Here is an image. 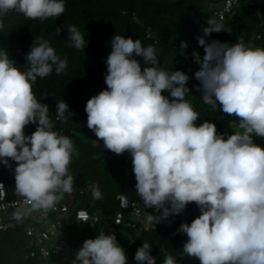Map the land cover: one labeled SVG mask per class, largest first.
Masks as SVG:
<instances>
[{
    "label": "clouds",
    "instance_id": "obj_1",
    "mask_svg": "<svg viewBox=\"0 0 264 264\" xmlns=\"http://www.w3.org/2000/svg\"><path fill=\"white\" fill-rule=\"evenodd\" d=\"M65 11V0H0V31L9 12L44 22ZM208 25L196 37L204 55L191 53L199 65L194 73L197 91L203 103L236 118L233 134L218 133L209 120L197 125L199 113L185 99L189 76L161 65L153 45L116 33L106 59V88L86 102L87 127L103 148L130 154L136 193L145 209L161 213L146 212V224L181 215L190 203L197 206L200 214L177 228V234L187 236L183 255L200 264H264V148L253 142V136L264 137V48L242 39L207 41L213 32L226 30L214 20ZM62 29H67L66 42L84 51L88 41L78 27L64 23L55 35ZM188 47L180 42L182 54L187 55ZM136 57L143 59V68ZM67 59L48 39L35 36L21 71L0 47V164L12 170L10 161L15 163V191L30 205L14 213L18 221L32 211L53 209L74 191L69 169L78 156L75 142L54 130L48 104L33 90L38 78L53 71L62 74ZM68 115L72 113L63 99L57 103L56 119L66 121ZM33 124L35 130L25 134ZM92 197L102 199L98 185ZM78 217L88 223L85 212ZM151 250L144 241L135 252V264H156ZM71 264H128V257L115 233L101 230L75 251ZM163 264L178 262L166 254Z\"/></svg>",
    "mask_w": 264,
    "mask_h": 264
},
{
    "label": "trees",
    "instance_id": "obj_2",
    "mask_svg": "<svg viewBox=\"0 0 264 264\" xmlns=\"http://www.w3.org/2000/svg\"><path fill=\"white\" fill-rule=\"evenodd\" d=\"M221 1L65 0L66 11L56 20H29L16 12H9L3 17L5 29L0 31V47L8 50L9 58L21 71L23 67H27L24 65V55L29 51L35 36L48 39L61 58H68V66L62 74L58 75L53 71L44 79L38 78L33 90L38 100L48 104L54 130H62L63 135L75 142L78 156L73 157L69 170L76 184L82 182L85 185L83 193L78 191L74 195H64L72 209H85L101 215L103 225L112 223L114 215L119 212V194L145 208L135 190L136 180L131 170L129 153L117 155L107 150L110 154L107 157L103 151V142H97L94 133L87 127L86 102L106 88V59L111 52L110 41L115 33L140 39L144 46L153 45L158 50L161 65L169 71L182 70L189 76L187 87L190 93L185 99L199 113L200 118L195 122L197 125L209 120L216 124L218 130L234 119L222 111L214 110L200 99L201 93L197 91L199 81L194 76L199 68L195 67L191 56L193 51H198L201 57L204 55L203 47L196 40L198 35H203L204 10L209 3ZM261 8L264 10L263 6ZM258 9L260 7L257 6L239 9L237 20L241 23L240 31L247 33V36L241 37L245 44L264 48V18L258 15ZM194 17L198 22L194 21ZM64 23L77 26L85 35L88 44L84 51L77 50L66 42L67 29H62L58 36L55 35V28ZM148 32L152 34V38L147 37ZM257 35H261V38L256 39ZM223 37L222 32H213L205 39L221 40ZM234 39L237 42L239 38ZM181 41H186L189 45L187 55L180 50ZM136 59L143 68V59ZM63 99L72 115H68L66 121H59L56 119L57 103ZM35 127L34 124L27 126L25 134L30 135ZM231 134L233 133L227 135ZM257 145L264 148V137L259 139ZM10 163L13 165L12 170L0 164V182L5 183L12 192L15 188V163ZM97 185L102 192V199L94 200L92 190ZM145 210L155 215L161 214L155 209ZM199 214L197 206L190 203L181 215L169 217L168 221L156 224V228L146 229L140 224L135 228L120 227L115 235L127 254L128 264H135V252L144 241L152 246L151 254L156 257V264H163L166 254L176 257L178 264H200L198 259L183 255L182 248L187 236L177 234L180 223H190ZM66 225L74 231V235L69 238V245L77 250L86 239H94L101 231L81 227L73 217L66 220ZM24 243L22 229L0 233V264H48L42 258L25 259Z\"/></svg>",
    "mask_w": 264,
    "mask_h": 264
},
{
    "label": "built area",
    "instance_id": "obj_3",
    "mask_svg": "<svg viewBox=\"0 0 264 264\" xmlns=\"http://www.w3.org/2000/svg\"><path fill=\"white\" fill-rule=\"evenodd\" d=\"M256 5L264 6V0H222L219 3H209L206 7L209 15L214 21L226 28V30L221 31L224 37L219 41L235 43L236 40L234 38L241 39V37L247 36L246 32H241L239 29L241 23L237 20L238 10ZM147 37L152 38L153 36L148 32ZM260 38L261 35H257L256 39ZM249 46L255 47L251 44ZM194 65L199 68V65L195 63ZM236 125L238 126V123L234 117L229 125L223 124L218 129V133L227 136L228 133H233L234 129L238 128ZM260 138L253 136V142L257 144ZM103 151L107 157H110L107 149L103 148ZM129 159L132 160L130 154ZM0 183L4 184V189L0 192V233L22 229L25 238L24 258L27 260L42 258L48 264H71L77 249L69 245V238L74 235V231L66 225V220L72 217L81 227L100 229L107 233L116 234L120 227L135 228L139 224L146 229L156 228L154 223L151 225L145 223V214L147 212L145 208L138 202L130 201L123 194L118 195L120 210L114 215L112 223L101 225L103 220L101 215L90 213L85 209H72L64 197L53 209L32 211L25 215L21 221H18L14 213L30 207V205L24 197L15 191V188L11 192L7 189L5 183ZM84 185L82 182L79 184L74 183V191L67 195H74L78 191L83 193ZM80 212L87 214L88 223L81 222L78 217Z\"/></svg>",
    "mask_w": 264,
    "mask_h": 264
},
{
    "label": "rangeland",
    "instance_id": "obj_4",
    "mask_svg": "<svg viewBox=\"0 0 264 264\" xmlns=\"http://www.w3.org/2000/svg\"><path fill=\"white\" fill-rule=\"evenodd\" d=\"M203 16H204V19L209 18L210 20H214V19L208 14V12H207L206 9L204 10V15H203ZM194 20H195V21H198V19H195V18H194ZM208 21H209V20H204V23H203V25H202L204 28L209 26V25H208ZM236 126H237V125H236ZM237 127H238V126H237Z\"/></svg>",
    "mask_w": 264,
    "mask_h": 264
},
{
    "label": "crops",
    "instance_id": "obj_5",
    "mask_svg": "<svg viewBox=\"0 0 264 264\" xmlns=\"http://www.w3.org/2000/svg\"><path fill=\"white\" fill-rule=\"evenodd\" d=\"M257 2V1H255ZM257 4V3H256ZM257 7H260V9L257 10L258 15H260L261 18H264V10L261 8L263 5H256ZM264 7V6H263ZM209 14V13H208ZM205 20H210L209 18H206Z\"/></svg>",
    "mask_w": 264,
    "mask_h": 264
}]
</instances>
